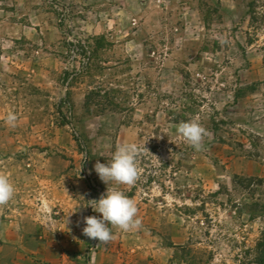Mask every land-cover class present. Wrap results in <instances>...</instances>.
Returning <instances> with one entry per match:
<instances>
[{
	"label": "rangeland",
	"instance_id": "1",
	"mask_svg": "<svg viewBox=\"0 0 264 264\" xmlns=\"http://www.w3.org/2000/svg\"><path fill=\"white\" fill-rule=\"evenodd\" d=\"M124 142L142 226L99 244ZM0 172V264H264V0H0Z\"/></svg>",
	"mask_w": 264,
	"mask_h": 264
},
{
	"label": "clouds",
	"instance_id": "2",
	"mask_svg": "<svg viewBox=\"0 0 264 264\" xmlns=\"http://www.w3.org/2000/svg\"><path fill=\"white\" fill-rule=\"evenodd\" d=\"M17 115L9 111L4 117L5 124L10 128L17 126ZM177 134L189 146L199 151L203 147V140L209 135L197 120L180 122ZM145 147V145H144ZM142 148L134 142H124L116 145L111 159L107 163L97 161L94 169L99 178L108 185L106 193L98 200L93 199L89 205L101 217H84L83 234L91 240H98L99 244H107L114 239L112 229L122 232H134L141 228L142 221L138 218L136 202L126 196L123 191L113 185L133 186L140 176L137 158ZM15 195V187L9 176L0 172V208L6 206ZM111 225V227H109Z\"/></svg>",
	"mask_w": 264,
	"mask_h": 264
},
{
	"label": "trees",
	"instance_id": "3",
	"mask_svg": "<svg viewBox=\"0 0 264 264\" xmlns=\"http://www.w3.org/2000/svg\"><path fill=\"white\" fill-rule=\"evenodd\" d=\"M261 264H262V262H261Z\"/></svg>",
	"mask_w": 264,
	"mask_h": 264
}]
</instances>
